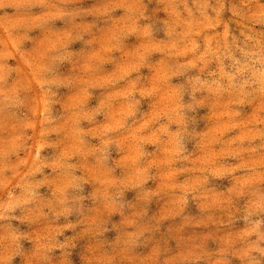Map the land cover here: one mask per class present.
<instances>
[{"label": "rangeland", "instance_id": "374dc122", "mask_svg": "<svg viewBox=\"0 0 264 264\" xmlns=\"http://www.w3.org/2000/svg\"><path fill=\"white\" fill-rule=\"evenodd\" d=\"M0 264H264V0H0Z\"/></svg>", "mask_w": 264, "mask_h": 264}]
</instances>
